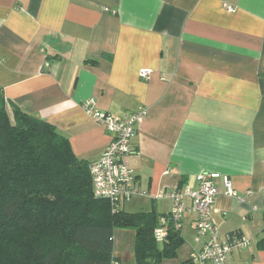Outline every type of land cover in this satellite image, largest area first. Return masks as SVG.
I'll return each mask as SVG.
<instances>
[{
    "label": "crops",
    "instance_id": "obj_1",
    "mask_svg": "<svg viewBox=\"0 0 264 264\" xmlns=\"http://www.w3.org/2000/svg\"><path fill=\"white\" fill-rule=\"evenodd\" d=\"M142 68L151 70L145 80ZM0 89L87 162L112 135L82 110L85 99L114 117L145 106L127 161L147 195L120 209L159 219L170 209L165 190L219 172L243 200L221 187L211 219L221 234L250 241L228 263L264 264L255 245L264 209V0H0ZM193 227L184 215L183 243L160 264H193ZM114 242L113 232V256L132 264L133 247L120 252Z\"/></svg>",
    "mask_w": 264,
    "mask_h": 264
},
{
    "label": "trees",
    "instance_id": "obj_2",
    "mask_svg": "<svg viewBox=\"0 0 264 264\" xmlns=\"http://www.w3.org/2000/svg\"><path fill=\"white\" fill-rule=\"evenodd\" d=\"M89 163L52 123L26 113L0 89V264H111L115 228L134 231L132 264L176 257L183 239L170 230L158 247L154 210L112 211L94 197ZM262 223L260 250L264 209Z\"/></svg>",
    "mask_w": 264,
    "mask_h": 264
},
{
    "label": "built area",
    "instance_id": "obj_3",
    "mask_svg": "<svg viewBox=\"0 0 264 264\" xmlns=\"http://www.w3.org/2000/svg\"><path fill=\"white\" fill-rule=\"evenodd\" d=\"M231 10L232 7L224 4ZM151 70L142 68L139 77L147 79ZM82 110L103 127L112 138L98 158L88 165L94 197L106 200L112 211L136 195H147L137 186V179L127 158L134 153L131 139L137 130V123L145 116L146 107L138 106L124 117H114L108 112L96 109L94 99L89 97L81 103ZM223 192L231 197L243 200L232 186L229 178L219 172L203 171L195 175L193 186L177 185L165 190L162 197L170 201L169 211L161 216L152 232L156 242L165 243L170 230L179 234L184 215L194 217L193 239L196 248L189 254L193 264H229L230 254L249 246L248 238L236 233L221 234L212 221L210 210ZM113 241V237L110 238ZM111 264H121L113 260ZM153 264V263H149Z\"/></svg>",
    "mask_w": 264,
    "mask_h": 264
},
{
    "label": "rangeland",
    "instance_id": "obj_4",
    "mask_svg": "<svg viewBox=\"0 0 264 264\" xmlns=\"http://www.w3.org/2000/svg\"><path fill=\"white\" fill-rule=\"evenodd\" d=\"M132 229L129 228H115L114 229V233H115V242H114V247L115 249L117 248L118 245V249L120 252L123 251V249L125 251H132V247H133V234H130L131 232H129ZM129 235H132V237ZM188 239V238H186ZM190 244L192 243L191 239H188ZM187 240V241H188ZM194 241V239H193ZM158 247H161L163 245V242H156ZM129 249V250H128Z\"/></svg>",
    "mask_w": 264,
    "mask_h": 264
}]
</instances>
